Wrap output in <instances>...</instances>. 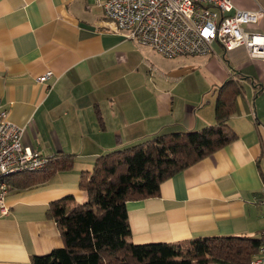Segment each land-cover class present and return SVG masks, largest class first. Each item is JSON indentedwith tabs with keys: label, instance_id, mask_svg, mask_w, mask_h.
<instances>
[{
	"label": "crops",
	"instance_id": "crops-1",
	"mask_svg": "<svg viewBox=\"0 0 264 264\" xmlns=\"http://www.w3.org/2000/svg\"><path fill=\"white\" fill-rule=\"evenodd\" d=\"M101 1L0 0V105L23 129V147L48 157L75 156L70 171L7 191V211H0V264H31L32 256L60 248V233L45 212L67 196L83 202L82 172L133 142L214 125L217 90L240 74L250 79L239 80L242 94L228 120L237 139L163 182L159 197L128 202L126 209L136 245L260 238L264 60L251 59L244 49L225 53L213 44L207 55L193 56L181 69L201 65L214 102L205 106L202 94L190 105L176 104L173 87L165 89L163 76L154 81L140 64L154 51L107 21ZM230 1L240 10L264 11V0ZM252 29L264 35V19ZM197 102H202L198 108Z\"/></svg>",
	"mask_w": 264,
	"mask_h": 264
},
{
	"label": "trees",
	"instance_id": "trees-1",
	"mask_svg": "<svg viewBox=\"0 0 264 264\" xmlns=\"http://www.w3.org/2000/svg\"><path fill=\"white\" fill-rule=\"evenodd\" d=\"M239 76L217 90L214 125L161 135L98 157L91 171L81 173L83 202L67 196L51 202L45 212L55 222L62 246L32 256L31 264H249L259 252L260 238L215 236L180 244H133L126 209L128 202L159 197L163 182L237 139L228 120L242 94L239 80L250 79ZM74 162L73 154L59 152L42 172L16 174L4 182L7 190H22L70 171Z\"/></svg>",
	"mask_w": 264,
	"mask_h": 264
},
{
	"label": "built area",
	"instance_id": "built-area-1",
	"mask_svg": "<svg viewBox=\"0 0 264 264\" xmlns=\"http://www.w3.org/2000/svg\"><path fill=\"white\" fill-rule=\"evenodd\" d=\"M99 2V0H97ZM104 18L127 39L156 54L175 59L207 55L213 44L223 52L244 49L251 59L264 60V35L257 27L264 11L240 10L230 0H103ZM46 74L41 81L47 79ZM23 129L8 120L0 105V211L7 209L4 179L21 173L42 172L50 157L22 145ZM259 204L264 207V177ZM259 252L249 264H264V231Z\"/></svg>",
	"mask_w": 264,
	"mask_h": 264
},
{
	"label": "rangeland",
	"instance_id": "rangeland-1",
	"mask_svg": "<svg viewBox=\"0 0 264 264\" xmlns=\"http://www.w3.org/2000/svg\"><path fill=\"white\" fill-rule=\"evenodd\" d=\"M149 58H146L147 62H141L144 69L147 71L148 75L153 77V80L156 81L157 78H161L164 83H160V85H164L165 89H170L173 87L172 97L176 104H181L185 102L186 105H190L187 103H194L199 99V97L204 95V105L206 106L207 101L214 102V94L210 88V85L206 80V71L202 70V66H197L194 69L186 70L183 68L189 63L188 60H191L193 57H189L185 59V57H178L175 59H167L164 58L154 52H151ZM194 60V59H192ZM136 62H139V59H136ZM191 62V61H190ZM166 78V80H165ZM208 78V75H207ZM202 102H197L194 106L198 108ZM143 141L133 142V145L140 144ZM131 147V146H129Z\"/></svg>",
	"mask_w": 264,
	"mask_h": 264
}]
</instances>
